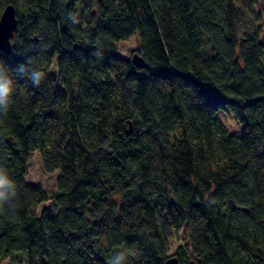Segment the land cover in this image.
<instances>
[{
	"label": "trees",
	"instance_id": "16d2710c",
	"mask_svg": "<svg viewBox=\"0 0 264 264\" xmlns=\"http://www.w3.org/2000/svg\"><path fill=\"white\" fill-rule=\"evenodd\" d=\"M256 3L0 0L17 20L0 50L14 89L0 119V172L14 182L0 201V264H108L128 250L126 264H264ZM135 33L144 67L116 53ZM34 151L58 171L55 190L26 180ZM183 225L188 241L170 253Z\"/></svg>",
	"mask_w": 264,
	"mask_h": 264
},
{
	"label": "rangeland",
	"instance_id": "374dc122",
	"mask_svg": "<svg viewBox=\"0 0 264 264\" xmlns=\"http://www.w3.org/2000/svg\"><path fill=\"white\" fill-rule=\"evenodd\" d=\"M78 7V4H77ZM254 8L260 11L259 20L253 23V26L259 25L260 36L264 37V2L262 0H257V3L254 5ZM250 25V22L248 23ZM253 26H250L252 28ZM12 44V42H11ZM138 45V39L136 33L132 35L127 40L120 41L117 46L116 53L125 57L130 58L132 53L130 52ZM218 120H220L226 129L232 133H238L240 130V124L237 123L233 115L227 111H219L216 114ZM58 176V171L46 172L42 168L41 160L37 151H34L29 158V163L26 172V180L28 182H38L41 186L46 189L48 192L55 190L56 188V179ZM53 202L47 201L39 206V211L45 209L47 211H52ZM170 244V253H172L175 246L182 244L188 241V228L187 225H183L178 231H172L169 238ZM172 257V256H171ZM175 257V256H174ZM12 260L10 257H6L1 260L2 264H8Z\"/></svg>",
	"mask_w": 264,
	"mask_h": 264
},
{
	"label": "clouds",
	"instance_id": "9594fccd",
	"mask_svg": "<svg viewBox=\"0 0 264 264\" xmlns=\"http://www.w3.org/2000/svg\"><path fill=\"white\" fill-rule=\"evenodd\" d=\"M73 22H77L75 17H73ZM17 71L23 74L27 71V69L24 65H20L18 66ZM43 77L44 73L41 71H32L28 78L34 86H38ZM13 90L12 78L8 75L7 71L2 66H0V119H3L7 116ZM13 186L14 182L9 178V176L5 175L3 172H0V201H2L4 198V189ZM130 255L131 250L119 251L109 259L108 264H126V261Z\"/></svg>",
	"mask_w": 264,
	"mask_h": 264
},
{
	"label": "water",
	"instance_id": "95a60500",
	"mask_svg": "<svg viewBox=\"0 0 264 264\" xmlns=\"http://www.w3.org/2000/svg\"><path fill=\"white\" fill-rule=\"evenodd\" d=\"M17 20L15 16V8L12 4H7L0 12V50L9 53L12 50L11 37L16 30ZM133 65L137 67L146 66V62L142 56L133 53L130 57ZM164 264H178L177 258L172 256L165 260Z\"/></svg>",
	"mask_w": 264,
	"mask_h": 264
},
{
	"label": "bare ground",
	"instance_id": "6f19581e",
	"mask_svg": "<svg viewBox=\"0 0 264 264\" xmlns=\"http://www.w3.org/2000/svg\"><path fill=\"white\" fill-rule=\"evenodd\" d=\"M135 48H137V46H136ZM135 48H134V49H135ZM134 49L130 52V54H131L132 52H133V53H137ZM133 53H132V54H133ZM137 54L140 55L139 53H137ZM140 56H141V55H140Z\"/></svg>",
	"mask_w": 264,
	"mask_h": 264
}]
</instances>
